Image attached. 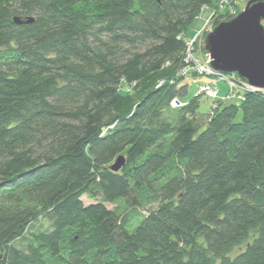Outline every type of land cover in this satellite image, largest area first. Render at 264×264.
<instances>
[{
  "label": "trees",
  "instance_id": "trees-1",
  "mask_svg": "<svg viewBox=\"0 0 264 264\" xmlns=\"http://www.w3.org/2000/svg\"><path fill=\"white\" fill-rule=\"evenodd\" d=\"M219 2L0 0V264H264V91L181 99Z\"/></svg>",
  "mask_w": 264,
  "mask_h": 264
},
{
  "label": "water",
  "instance_id": "water-1",
  "mask_svg": "<svg viewBox=\"0 0 264 264\" xmlns=\"http://www.w3.org/2000/svg\"><path fill=\"white\" fill-rule=\"evenodd\" d=\"M15 21L32 23L34 19ZM204 47L216 71L237 74L250 86L264 90V0H249L235 18L218 24L207 35ZM125 165L121 155L111 170L119 172Z\"/></svg>",
  "mask_w": 264,
  "mask_h": 264
},
{
  "label": "built area",
  "instance_id": "built-area-1",
  "mask_svg": "<svg viewBox=\"0 0 264 264\" xmlns=\"http://www.w3.org/2000/svg\"><path fill=\"white\" fill-rule=\"evenodd\" d=\"M247 0H220L218 9L211 10L208 7H203L202 13L207 11L209 16L204 19L203 25L196 30L195 36L189 40L187 54L185 57L186 66L181 70L182 74L195 72L200 76H208L215 78L211 83L203 84L200 86L199 93L206 96L211 101L212 110L217 108L216 101L220 98V90L217 86L218 81L225 82L228 88V93L223 97L224 100L230 101L236 99L239 105L246 101V94L249 92H262L264 90L256 89L248 84L247 81L241 79L237 74H225L216 71L211 66V61L208 54L202 53L205 45V39L208 34L213 31V24L215 17H219L226 13L235 14L237 8L235 5L242 6ZM202 15L199 20H202ZM195 49L197 50L195 52ZM171 106L174 108L183 107L184 104L179 100H173Z\"/></svg>",
  "mask_w": 264,
  "mask_h": 264
},
{
  "label": "rangeland",
  "instance_id": "rangeland-1",
  "mask_svg": "<svg viewBox=\"0 0 264 264\" xmlns=\"http://www.w3.org/2000/svg\"><path fill=\"white\" fill-rule=\"evenodd\" d=\"M249 0L246 1L245 4H243L241 7H244V5L246 6L247 2ZM209 8V7H208ZM245 9V7L243 8V10ZM242 10V11H243ZM241 11V12H242ZM237 14V12L235 14H231V13H226V14H223L219 17H215L214 19V24H213V27L215 28L217 25H216V21L217 20H220L221 22H224V20L226 19V17H229V16H235ZM209 16V12L208 10L203 12L202 13V20H201V24L198 26L197 29H199L203 23H204V19L207 18ZM237 16V15H236ZM235 16V17H236ZM234 17V18H235ZM216 25V26H215ZM213 28V30H214ZM196 29V30H197ZM195 30V32H196ZM196 34V33H195ZM148 47V45H141L137 48H129V47H126L125 51L123 52V54L121 55V58H124V59H127L128 57H130L133 53H135L136 51H144L146 48ZM205 54V53H204ZM192 78V77H191ZM215 78L213 77H208V76H197L195 78H192V79H187L186 82L188 83L189 85V89H188V95L184 98H181L183 101H189L190 99H192L193 97L195 96H199V89H200V85H203V84H207V83H211L212 81H214ZM217 86L220 90V97H224L226 96V93L228 92V88H227V85L225 82H222V81H218L217 82ZM199 99V102H200V107H199V111L203 114H208L210 111H211V101L206 97V96H203V95H200L198 97ZM236 102V99H233V100H230V101H225V104H232ZM115 163V162H114ZM84 202L85 204H90L92 203L93 201L89 200L87 197H84ZM118 205H114V204H107V207L109 209H115ZM37 225H43L44 228H48V222L46 221H43L41 220L40 222L36 223ZM252 242V240H249V241H246L244 242L242 245L236 247L234 249V252H233V256L236 255L238 252L244 250L246 248V246L248 245V243Z\"/></svg>",
  "mask_w": 264,
  "mask_h": 264
}]
</instances>
